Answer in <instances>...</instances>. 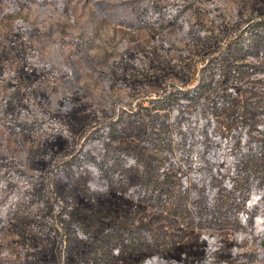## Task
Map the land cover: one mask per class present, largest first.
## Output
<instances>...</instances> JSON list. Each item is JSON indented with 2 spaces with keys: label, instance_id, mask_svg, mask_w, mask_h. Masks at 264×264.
Masks as SVG:
<instances>
[{
  "label": "rangeland",
  "instance_id": "1",
  "mask_svg": "<svg viewBox=\"0 0 264 264\" xmlns=\"http://www.w3.org/2000/svg\"><path fill=\"white\" fill-rule=\"evenodd\" d=\"M131 156L173 185L171 209L130 195ZM252 188L264 0H0V264H264Z\"/></svg>",
  "mask_w": 264,
  "mask_h": 264
},
{
  "label": "trees",
  "instance_id": "2",
  "mask_svg": "<svg viewBox=\"0 0 264 264\" xmlns=\"http://www.w3.org/2000/svg\"><path fill=\"white\" fill-rule=\"evenodd\" d=\"M178 139L179 137H177V134L174 132L169 133L166 136L168 145H171L172 148L173 145L175 146V148H173V154L171 155L178 159L181 163L182 169L192 176L194 182L198 184H207L208 180L206 174L203 173V168L201 165L197 164L195 156H192V147L190 146V143L185 139ZM165 151L167 152L169 150ZM108 157V153H105L102 156L105 162H110V176L112 179L116 180V185H120L123 188L126 184L117 183L121 181V176H117L119 169L115 168V166L118 164H113L115 160L112 159L111 151L110 160ZM130 161L133 165L132 168L134 166L141 167L143 164L142 167L145 168V172L142 173L143 177H145V183H142V185L139 186V189H134L133 186H129V189L131 190L129 191L130 195L136 200L153 205L157 209H171L174 203V198L177 196V193L174 190H171L173 185L165 184L166 186H163V184H160L161 182L156 181L151 170L145 165L144 159L141 160L135 156H131ZM171 161H173L172 157H170L167 162ZM172 163L176 164L174 161ZM246 213L251 217V220L253 219V223L260 219H264V190L252 188V190L248 192Z\"/></svg>",
  "mask_w": 264,
  "mask_h": 264
}]
</instances>
